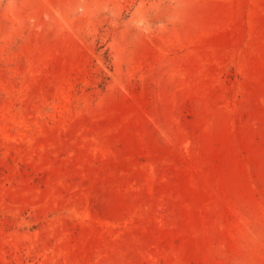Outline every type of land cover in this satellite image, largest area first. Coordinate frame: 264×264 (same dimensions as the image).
Masks as SVG:
<instances>
[{
	"label": "rangeland",
	"instance_id": "374dc122",
	"mask_svg": "<svg viewBox=\"0 0 264 264\" xmlns=\"http://www.w3.org/2000/svg\"><path fill=\"white\" fill-rule=\"evenodd\" d=\"M0 264H264V0H0Z\"/></svg>",
	"mask_w": 264,
	"mask_h": 264
}]
</instances>
